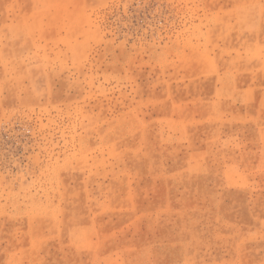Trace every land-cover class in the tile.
<instances>
[{
    "label": "rangeland",
    "instance_id": "1",
    "mask_svg": "<svg viewBox=\"0 0 264 264\" xmlns=\"http://www.w3.org/2000/svg\"><path fill=\"white\" fill-rule=\"evenodd\" d=\"M0 264H264V0H0Z\"/></svg>",
    "mask_w": 264,
    "mask_h": 264
}]
</instances>
